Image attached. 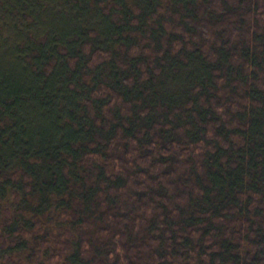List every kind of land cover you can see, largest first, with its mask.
<instances>
[{"label":"trees","instance_id":"16d2710c","mask_svg":"<svg viewBox=\"0 0 264 264\" xmlns=\"http://www.w3.org/2000/svg\"><path fill=\"white\" fill-rule=\"evenodd\" d=\"M58 1L0 0V264H264V0H86L71 51ZM168 56L204 76L142 123Z\"/></svg>","mask_w":264,"mask_h":264},{"label":"rangeland","instance_id":"374dc122","mask_svg":"<svg viewBox=\"0 0 264 264\" xmlns=\"http://www.w3.org/2000/svg\"><path fill=\"white\" fill-rule=\"evenodd\" d=\"M68 2L70 1L64 3L62 2V4H59L58 1V4L55 6L56 9L50 10V14H45L43 18L45 19V23L47 25L51 23L52 26L54 24L53 28L55 30H59L58 35H54L53 33H50L51 35L56 36V39L53 40L55 41V44L59 45L60 47L64 46L66 50L70 49L71 51V48L77 46V44L79 43V42L77 43V41L74 40L76 36L79 39L87 38L89 37L88 30L89 31L94 30L99 33L98 35L99 37L95 38L96 44L107 45L110 39L105 34L106 27H104V23L106 24V21H104L103 16H101V14L98 13L99 11L94 12L91 9V7L87 5L86 0H79V7L74 6L73 3L71 4ZM34 8L37 7L34 6ZM38 12L40 13V16H42V14H44L43 7L41 9L39 8ZM60 12H64V13L67 12L68 14L66 15V17H64L66 19H64L65 22L63 23L58 18ZM40 22H43V20L41 19ZM40 22H38V24L32 26L31 28L33 30L32 31L33 34H35L36 37L37 36L42 37L41 34L43 33L44 35L45 32L43 28L44 26H42ZM22 23L26 24L24 20L22 21ZM63 32L65 33L64 36L62 35ZM102 32H104L103 35H101ZM166 58H167V63L165 66L166 69L165 73L161 76V78L157 80V83H150L148 85L149 92L146 97L143 98L141 96V93L138 92V90L135 89L130 90L131 92L130 94H132V98L134 99V109L140 108V106L143 105L147 108H151V107L159 108V112L153 110L149 113V116L143 118L142 123H148L150 119L153 118L157 119L163 116L162 115L163 108H168L171 110L174 106H176L178 108L184 109L182 107V105L184 104V98L185 96L186 97L190 96V94L186 92L185 89L189 85H191L195 81V79L200 80V78H203L204 76L202 75V71L204 70V68L199 63L197 57L194 58L189 57L192 60L191 64L188 63L186 66L183 67L181 66L179 58L177 57L173 58L169 56ZM3 60L5 59L3 58ZM3 62H0L1 69H3L2 66ZM8 67L12 70L11 73H8L10 79L15 81V83L17 84L25 82V78L20 76V73L17 72L16 68L13 69L11 66ZM117 71L118 68L114 65H111L109 67V70L107 71L108 76L115 83L116 82L118 83L120 80V77L118 75L119 72ZM122 87H124V85H122ZM140 100L142 101L140 102ZM177 117L181 119L180 115H177ZM21 119L23 121L24 120L27 121V117L21 116ZM34 123L33 122L30 123L31 125H29L30 126L29 132L33 135V138L36 139V136L38 137L40 130L36 131L38 127L34 125ZM18 138L22 140L23 136L18 135Z\"/></svg>","mask_w":264,"mask_h":264}]
</instances>
